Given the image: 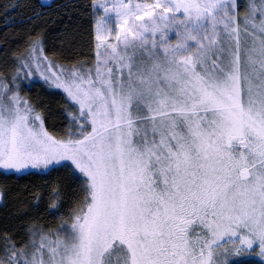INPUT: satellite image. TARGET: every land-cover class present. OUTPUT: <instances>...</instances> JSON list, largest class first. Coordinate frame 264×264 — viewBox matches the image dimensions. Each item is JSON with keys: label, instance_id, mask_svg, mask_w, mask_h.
Wrapping results in <instances>:
<instances>
[{"label": "snow or ice", "instance_id": "6c2138e0", "mask_svg": "<svg viewBox=\"0 0 264 264\" xmlns=\"http://www.w3.org/2000/svg\"><path fill=\"white\" fill-rule=\"evenodd\" d=\"M27 19L25 51L0 48V201L46 179L6 212L0 264H264V0H61ZM41 23L68 49L87 25L92 55L50 59ZM35 74L58 111L21 94Z\"/></svg>", "mask_w": 264, "mask_h": 264}, {"label": "trees", "instance_id": "16d2710c", "mask_svg": "<svg viewBox=\"0 0 264 264\" xmlns=\"http://www.w3.org/2000/svg\"><path fill=\"white\" fill-rule=\"evenodd\" d=\"M61 2V0H55L51 4ZM81 3L87 2V0H80ZM42 3L40 0H0V48H3L4 41L7 40L10 49H9V59L13 60L15 57L12 53L20 54L23 53L27 46V35L29 30L33 28L31 21L27 19L28 16L32 14V6ZM19 4L20 7L13 8V5ZM7 6L9 9L8 23L6 24L5 20L2 19L4 16V7ZM54 11V9H50ZM15 18L16 23L12 24L11 20ZM39 23V22H38ZM41 29H44L48 32V38L45 42V54L49 56L50 59L67 65L73 60L84 61L92 55L90 51V37H89V28L87 25L80 30V36L78 38V43L72 49H68V45L62 42V37L58 34L59 29L56 26H45L41 23ZM70 52V55H69ZM7 69L3 64V58L0 57V74L6 72ZM59 92L50 90L42 82L31 83L30 85L21 86V94L27 95L34 103L38 106L44 104H50L54 110H59L57 101L60 99L58 95ZM59 124V121L50 122L49 128L52 130V124ZM53 176L51 179H54ZM45 177L42 176H32L24 177L19 181V184H13L11 190L6 193L8 199V208L5 209L4 201H0V232L4 230L5 225L11 226V222L6 215L7 211L12 210V205L14 199L17 197L18 193L26 191L27 188H32L33 184L43 185L45 183ZM42 223H51L55 224L56 220L47 214L41 216Z\"/></svg>", "mask_w": 264, "mask_h": 264}, {"label": "rangeland", "instance_id": "374dc122", "mask_svg": "<svg viewBox=\"0 0 264 264\" xmlns=\"http://www.w3.org/2000/svg\"><path fill=\"white\" fill-rule=\"evenodd\" d=\"M42 3H46V4H51L52 2H54L55 0H40ZM149 2H152V0H149ZM174 39V35L172 37ZM35 82H42L44 83V81L40 78L39 74H35L31 77H27L26 79L21 81V86L22 85H30L31 83H35ZM50 90H54L59 92V90H55V89H50Z\"/></svg>", "mask_w": 264, "mask_h": 264}]
</instances>
